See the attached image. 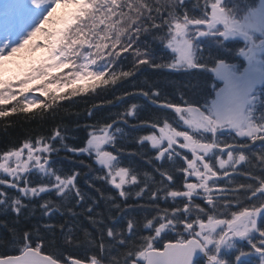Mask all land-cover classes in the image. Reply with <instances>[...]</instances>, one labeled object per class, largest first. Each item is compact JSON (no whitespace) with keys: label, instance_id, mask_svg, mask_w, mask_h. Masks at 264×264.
I'll return each mask as SVG.
<instances>
[{"label":"snow or ice","instance_id":"snow-or-ice-1","mask_svg":"<svg viewBox=\"0 0 264 264\" xmlns=\"http://www.w3.org/2000/svg\"><path fill=\"white\" fill-rule=\"evenodd\" d=\"M33 42L0 71V117L45 113L0 148V264H264V0H0V61Z\"/></svg>","mask_w":264,"mask_h":264},{"label":"trees","instance_id":"trees-1","mask_svg":"<svg viewBox=\"0 0 264 264\" xmlns=\"http://www.w3.org/2000/svg\"><path fill=\"white\" fill-rule=\"evenodd\" d=\"M33 59L29 60L26 64V66L24 67V72L21 74V76L28 70L30 65L36 64L38 63L42 58H44L47 53L46 50L44 48H42L41 50H35L33 53ZM0 71H2V75L3 78L5 80H12L15 81L17 78H15L13 76L12 73V65L9 62H0ZM147 75V73H145ZM173 79H180L179 76L173 77ZM35 83V82H33ZM78 83H86L85 81H78ZM32 95H36V96H40L39 93H34ZM41 99H43V97H41ZM109 99H111V97H109ZM95 101H88V104L85 103L84 99H78L77 100V106L73 107L71 109H69L70 111H77L80 110L82 111L83 109H85L89 104L94 103ZM12 102L9 101V104H11ZM132 103H137L142 105L144 103V101L142 99H138V100H129L128 104L131 105ZM68 108L67 105H64V107L59 109L60 114H63L64 110ZM29 109L30 111L28 113H10L9 117L7 118H3L0 117V148H3L7 145H9L11 142L14 141H21L24 139V135L27 131L29 130H38L41 127V121H40V117L42 115H45V113H42L41 110L35 106V105H29ZM118 110H122L120 108H112L109 109V111H118ZM60 116L57 115V121H59ZM49 121H51V117H49ZM67 121H65L66 123ZM83 121H81L82 123ZM52 124L51 123H47L44 124L43 127L44 128H48L51 127ZM81 135H84L83 133H81ZM129 147H134V145H129ZM61 155H63V153H61ZM142 163V162H141ZM64 164L66 166H73L71 165V162L69 161H64ZM78 167V166H77ZM83 170V169H81ZM158 179V177H157ZM81 184L83 185V187L87 190V185L83 184V181H81ZM77 212L80 211L79 208L76 209ZM135 215V213H133ZM81 219L83 220V217H81ZM85 224H87V221H84ZM0 231H3L2 229H0ZM0 251H3V249H0ZM73 250L68 249L65 251V254H67L68 252H71ZM10 255L13 254H18V253H7ZM44 254H48L47 252H45Z\"/></svg>","mask_w":264,"mask_h":264},{"label":"rangeland","instance_id":"rangeland-1","mask_svg":"<svg viewBox=\"0 0 264 264\" xmlns=\"http://www.w3.org/2000/svg\"><path fill=\"white\" fill-rule=\"evenodd\" d=\"M66 9L58 8L55 13H53L52 20L45 24V28L49 30H55L57 27L61 26L62 20L66 16ZM53 21L55 23H53ZM43 35L41 33L37 34V37L34 38V41H39L43 43ZM43 47L37 46L34 42L26 45L23 49H19L17 52L12 53L3 62H9L12 65V73L15 78L21 76L24 72V67L27 62L33 59L32 53L35 50H41ZM1 62V61H0Z\"/></svg>","mask_w":264,"mask_h":264},{"label":"water","instance_id":"water-1","mask_svg":"<svg viewBox=\"0 0 264 264\" xmlns=\"http://www.w3.org/2000/svg\"><path fill=\"white\" fill-rule=\"evenodd\" d=\"M46 255V254H45Z\"/></svg>","mask_w":264,"mask_h":264}]
</instances>
